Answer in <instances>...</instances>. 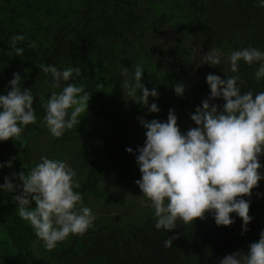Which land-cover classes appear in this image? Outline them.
Instances as JSON below:
<instances>
[{
  "label": "trees",
  "instance_id": "obj_1",
  "mask_svg": "<svg viewBox=\"0 0 264 264\" xmlns=\"http://www.w3.org/2000/svg\"><path fill=\"white\" fill-rule=\"evenodd\" d=\"M261 0H0V95L11 89L14 73L20 86L31 90L35 124L25 126L16 141H0V185L10 177L27 174L42 157L66 162L76 173L82 204L95 215L94 226L83 235L69 237L49 251L31 224L18 215L15 192L0 189V264H220L236 251L247 254L264 231V178L252 189L246 232L242 218L233 212L234 223L217 226L214 215L189 224L177 220L175 229L157 230L151 200L135 183L141 178L136 162L146 129L139 118L167 121L170 109L177 116L182 134L197 127L191 119L197 106L210 96L208 74L227 79L239 75L241 92H264V78L255 73L260 62H238L233 73L232 52L254 47L264 52V7ZM26 37L21 56L10 47L13 36ZM35 42L36 47L28 45ZM218 49L220 65L206 62V54ZM63 71L79 67L80 76L61 80L52 87L51 73L41 65ZM143 69L142 83L155 88L149 97L159 112H149L124 95L121 75L128 79L135 67ZM83 85L91 93L81 122L54 137L46 123L43 104L53 91L67 84ZM183 83L182 96L174 91ZM141 94V90H137ZM221 109L225 101L216 98ZM71 111V109L69 110ZM132 148L133 152L126 151ZM12 166L8 167L7 162ZM264 176V155L259 157ZM167 203V201H166ZM35 207V201L31 202ZM177 236L172 247L164 241Z\"/></svg>",
  "mask_w": 264,
  "mask_h": 264
},
{
  "label": "clouds",
  "instance_id": "obj_2",
  "mask_svg": "<svg viewBox=\"0 0 264 264\" xmlns=\"http://www.w3.org/2000/svg\"><path fill=\"white\" fill-rule=\"evenodd\" d=\"M260 6L264 7V0ZM25 39L23 35L11 39L10 47L17 56L24 51L17 45ZM28 46L35 48L36 44L31 42ZM228 59L233 73L238 72L240 60L248 65L260 62L255 78L257 81L264 78V52L248 47L232 52ZM206 62L212 66L220 65L219 50L211 49L206 54ZM40 68L51 73L53 88H59L61 80L67 82L74 74H82L79 67L60 71L48 64ZM121 75L126 77L124 95L146 106L149 112L160 111L156 103L149 105V97L158 98L159 94L155 88L149 90L141 82V66L135 67L132 82L127 78V68ZM21 79L18 72L14 73L9 81L10 91L0 95V141L10 138L19 141L25 126L37 122L33 94L28 88L22 90ZM206 81L210 96L191 114L197 127L190 128L185 134L181 133L173 109L169 110L166 122L139 118V123L146 129V140L144 146L137 149L136 162L142 175L135 183L152 202L157 230L175 229L177 220L184 224L202 220L206 213L214 215L217 226L232 225L234 219L230 214L237 213L243 221L242 232L248 230L247 225L252 220L250 201L242 197L251 196L252 189L264 178L259 171L262 167L259 157L264 155V92L242 93L238 82L244 81L239 75L222 79L210 73ZM174 91L182 96L185 85L176 84ZM90 97L91 93L83 85L73 83L67 84L59 93H51L43 104L46 112L43 119L54 137L61 138L66 130L81 122ZM216 98L225 101L222 109L211 102ZM126 151L131 153L133 149L129 147ZM7 166L11 167L12 162H7ZM17 175L21 185H14L12 178L6 176L0 189L15 192L22 187L20 194L14 195L12 200L17 203L19 217L31 224L46 250H53L69 235H83L94 226L96 217L91 209L78 207L82 204V195L74 189L80 187V182L76 179L77 173L66 162L42 157L27 174L23 171L13 174ZM32 201H35V207L30 206ZM175 239L176 235L168 237L164 241L165 247H172ZM220 264H264V231L257 242L250 244L247 254L236 251L226 255Z\"/></svg>",
  "mask_w": 264,
  "mask_h": 264
}]
</instances>
